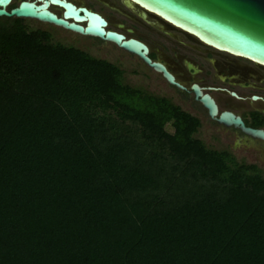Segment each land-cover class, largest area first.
I'll return each instance as SVG.
<instances>
[{
    "label": "trees",
    "instance_id": "trees-1",
    "mask_svg": "<svg viewBox=\"0 0 264 264\" xmlns=\"http://www.w3.org/2000/svg\"><path fill=\"white\" fill-rule=\"evenodd\" d=\"M199 126L0 18V264H264V178Z\"/></svg>",
    "mask_w": 264,
    "mask_h": 264
},
{
    "label": "flooded vegetation",
    "instance_id": "flooded-vegetation-1",
    "mask_svg": "<svg viewBox=\"0 0 264 264\" xmlns=\"http://www.w3.org/2000/svg\"><path fill=\"white\" fill-rule=\"evenodd\" d=\"M63 1L74 7L86 8L99 14L107 22L109 30L120 33L125 38H133L143 43L147 47L148 58L151 61L160 62L174 77L175 81L184 88L183 90L169 86L159 74L147 68L138 58L130 54L128 55L135 57L140 65L151 70L166 87L174 91L179 102L177 106L180 108L179 105H183L185 107L184 112L197 118L200 124L199 128L203 127L204 130L211 132V134L217 137L223 136L229 139L232 141V148L234 149L243 146L246 150L254 153L255 160L264 164V140L250 137L232 126H224L216 122V118L220 113L229 112L237 116L245 128L264 132V67L205 46L195 37L174 28V26L162 21L156 15L146 13L145 18H142L132 11L146 10L126 6L127 0ZM20 2L40 3L36 2V0H11L6 11L17 7ZM48 10L58 17L62 11L60 7L52 5L48 7ZM100 11H108L119 16L123 21L129 22V28L124 26L123 21L118 24H112ZM6 19L17 18L11 17ZM21 20L29 28L46 31L50 34L51 39L54 37L51 31L40 27H31L25 22L27 19ZM29 21L50 26L70 36H78L49 24L34 20ZM137 26L153 34L154 38L147 41L141 36H133L131 29ZM52 40L61 43L58 40ZM178 48L183 49L189 56H182L177 51ZM192 85H196L202 94H206L212 99L216 106L215 119H211L207 111L195 100L193 91L190 88ZM252 98L255 99L252 100ZM227 152L229 151L227 150Z\"/></svg>",
    "mask_w": 264,
    "mask_h": 264
},
{
    "label": "water",
    "instance_id": "water-1",
    "mask_svg": "<svg viewBox=\"0 0 264 264\" xmlns=\"http://www.w3.org/2000/svg\"><path fill=\"white\" fill-rule=\"evenodd\" d=\"M10 1L0 0V17L34 20L112 44L138 58L169 86L184 89L160 62L148 58V50L143 43L109 30L107 22L99 14L74 7L63 0H36L39 4L20 2L17 7L6 11ZM125 4L146 10L132 11L142 18L146 13L156 15L174 28L196 37L205 46L264 67V0H127ZM50 5L62 9L59 17L48 10ZM190 88L195 100L211 119H215L216 106L212 99L202 94L196 85ZM216 122L264 140V132L245 128L232 113H220Z\"/></svg>",
    "mask_w": 264,
    "mask_h": 264
},
{
    "label": "rangeland",
    "instance_id": "rangeland-1",
    "mask_svg": "<svg viewBox=\"0 0 264 264\" xmlns=\"http://www.w3.org/2000/svg\"><path fill=\"white\" fill-rule=\"evenodd\" d=\"M96 7V6H95ZM97 8V7H96ZM103 16L107 17V20L112 24H118L123 21L122 18L116 16L115 14L109 13L108 11H100ZM28 25L31 27H40L45 30L51 31L53 34L54 40L60 41L64 45L72 46L80 50L85 51L90 56L105 60L111 64H114L123 70V82L131 87L140 88L146 91L147 93L161 96L169 99L173 104L177 105V97L174 94V91L164 85L163 82L154 75L151 70L143 67L138 63V60L119 50L115 46L108 43H100L99 40L93 38H87L82 36H70L67 33L60 32L50 26L41 25L34 23L33 21L25 20ZM124 26L129 28V22L123 21ZM131 29V28H130ZM133 36H141L145 40L149 41L154 38V35L140 29L138 26L133 27L132 29ZM70 44V45H69ZM177 51L182 56L188 57L189 55L185 53L183 49L178 48ZM182 110L185 109L183 105H179ZM168 131L171 129L167 128ZM200 139L206 148L214 150H228L231 155L235 158L237 162H243L245 164H254L258 166L261 171V175L264 178V164L259 163L254 159V153L248 151L243 146L237 148H232V141L224 138L223 136H216L211 134V132L204 130L203 127H200L195 135ZM264 161V160H263ZM262 165V167H261Z\"/></svg>",
    "mask_w": 264,
    "mask_h": 264
},
{
    "label": "bare ground",
    "instance_id": "bare-ground-1",
    "mask_svg": "<svg viewBox=\"0 0 264 264\" xmlns=\"http://www.w3.org/2000/svg\"><path fill=\"white\" fill-rule=\"evenodd\" d=\"M132 4V3H131ZM133 7V6H132ZM190 35V34H189ZM192 36V35H191ZM194 37V36H193ZM196 38V37H195ZM197 39V38H196Z\"/></svg>",
    "mask_w": 264,
    "mask_h": 264
}]
</instances>
